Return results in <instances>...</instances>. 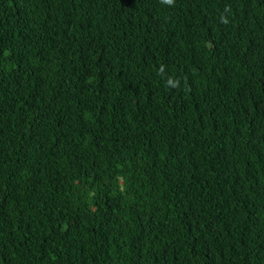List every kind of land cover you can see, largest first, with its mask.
I'll return each instance as SVG.
<instances>
[{
	"label": "trees",
	"instance_id": "1",
	"mask_svg": "<svg viewBox=\"0 0 264 264\" xmlns=\"http://www.w3.org/2000/svg\"><path fill=\"white\" fill-rule=\"evenodd\" d=\"M0 264H264V0H0Z\"/></svg>",
	"mask_w": 264,
	"mask_h": 264
},
{
	"label": "clouds",
	"instance_id": "2",
	"mask_svg": "<svg viewBox=\"0 0 264 264\" xmlns=\"http://www.w3.org/2000/svg\"><path fill=\"white\" fill-rule=\"evenodd\" d=\"M163 2L166 3V4H172L173 0H163Z\"/></svg>",
	"mask_w": 264,
	"mask_h": 264
}]
</instances>
